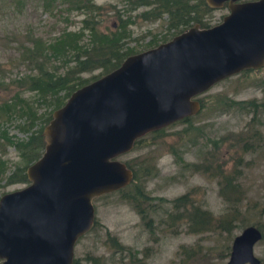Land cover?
Returning <instances> with one entry per match:
<instances>
[{"label":"water","instance_id":"water-1","mask_svg":"<svg viewBox=\"0 0 264 264\" xmlns=\"http://www.w3.org/2000/svg\"><path fill=\"white\" fill-rule=\"evenodd\" d=\"M228 13L126 56L78 87L44 127L45 146L28 183L0 196V264H72L94 224L95 196L124 187L119 157L143 135L198 113L197 96L218 81L264 65V0H205ZM254 225L233 237L225 264H260Z\"/></svg>","mask_w":264,"mask_h":264},{"label":"rangeland","instance_id":"rangeland-1","mask_svg":"<svg viewBox=\"0 0 264 264\" xmlns=\"http://www.w3.org/2000/svg\"><path fill=\"white\" fill-rule=\"evenodd\" d=\"M101 5L100 29L103 31L119 28L122 20L128 19L127 36L123 38L125 49L143 51L159 44L163 38L173 35L168 30L166 15L146 19L141 13L145 6L134 8L132 0H93ZM50 11L42 6V0H0V82L10 84L34 70L27 60H23L22 50L31 47L36 40H48L58 36L62 29H77L82 13L66 9V4L57 1ZM228 13V7L223 5L212 11L208 19L210 26L219 23ZM68 15V20L64 18ZM70 21V22H69ZM172 34V35H171ZM173 37V36H172ZM86 42L85 38L82 39ZM56 64L57 61H54ZM53 64V63H52ZM99 69L82 73L84 78L97 76ZM264 78V68L242 71L215 83L198 98H205L204 109L193 119L194 125L202 128L198 140H190L185 136L186 128L183 123H174L164 127L162 131L144 135L142 146L135 147L119 157L120 160L140 161L143 157L151 158L155 174L144 181L145 191L152 197L150 203L154 211L150 228L145 226L139 214L116 192L101 194L92 199L94 206V224L83 234L74 245L75 264H182L179 247L197 246L206 250L205 259L200 264H225L228 254L226 247L235 235L247 225H260L262 238L253 246V253L264 264V127L260 129V137L255 140L256 150L247 153L244 159L248 161L243 166L240 178L241 188L245 198L239 204L240 216L234 223L230 233L206 232L193 234L186 231L184 220L164 223L166 213L171 210L170 201L193 190L195 202L208 209L213 215L221 214L226 204L218 194L217 179L201 172L194 171L190 163L200 160L205 149L213 150V142L220 143L218 155L234 161L238 153H233L236 134L248 127L252 117L251 111L237 107L214 109L215 97L231 98L234 100H259L261 97V79ZM21 91L23 97H34L23 87L11 85L7 89L0 85V103L15 97ZM212 96V97H207ZM214 96V99H213ZM200 109V108H199ZM40 107L38 111H42ZM19 119L0 118V130L13 140L25 139L28 132L17 127ZM159 131V130H158ZM195 134V131L193 135ZM202 135V137H201ZM259 145H262L259 148ZM175 149L181 156L177 160L170 149ZM0 157L7 160L6 175L13 170L14 164L19 165L20 159L11 145L5 146L3 135L0 133ZM187 164V165H185ZM6 175L0 176V196L6 192L23 187V183L6 184ZM166 222V221H165ZM175 230V232H172ZM115 238L123 250H115L109 237ZM228 249V252H229ZM190 264H193L190 262Z\"/></svg>","mask_w":264,"mask_h":264},{"label":"trees","instance_id":"trees-1","mask_svg":"<svg viewBox=\"0 0 264 264\" xmlns=\"http://www.w3.org/2000/svg\"><path fill=\"white\" fill-rule=\"evenodd\" d=\"M57 1L65 3L66 9L70 12L74 10L83 14L79 27L72 30L64 28L58 36L47 41L36 40L31 47H25L21 53L22 58L32 65L31 69L34 70V73L14 79L7 85L0 82V85H3L5 89L11 85L23 87L34 96L25 98L21 96L22 92L19 91L14 93L15 97L0 103V118L19 119L21 123H17V127L21 131L28 132L25 139L13 141L4 130H0L5 146L11 145L20 159L19 165L14 164L13 170L6 175L7 160L0 157V176L6 175V184H27L29 182L25 171L43 152L45 146L44 127L51 119L52 112L63 105L71 92L113 70L126 56L140 52V50L133 51L131 48L125 49L124 47L122 39L127 36L128 19L122 20L120 18L119 28L103 31L100 29L98 18L101 14V5L95 4L93 0H42V6L46 11H50ZM131 3L134 8L147 7L141 13L145 19L147 17L150 19L160 18L161 15L165 14L168 30L174 31L172 36L193 25L200 28L209 27L208 19L211 17L212 11L216 9L208 6L205 0H132ZM64 19L68 20V15ZM172 36L163 38L162 42L169 40ZM83 38L86 42L82 41ZM156 45L153 44L151 47ZM54 61L57 63L55 64ZM260 68H264V65ZM96 69L101 71L97 76L90 79L82 76V73ZM248 70L257 69H246L243 72ZM260 83L261 97L259 100H234L215 97L213 102L214 109H218L219 103H221L220 106L237 107L252 112L251 120L248 122L249 126L236 134L235 145L232 149L234 150L233 153H238V156L234 157V161L228 163L227 160L222 159L221 155H218L220 143L214 141L212 151L205 149L198 162L189 164L194 171L217 179L218 194L226 204L225 210L219 215H213L208 209L195 202L191 189L170 201L171 210L166 213L164 218V223L168 224V227L172 222L184 220L186 231L189 233L231 232L234 223L240 216L239 204L245 198L239 181L242 176L241 168L248 163L244 156L256 150L257 144L254 141L261 138L259 128L264 127V78L261 79ZM198 97L196 99L199 101V113L201 109H204L206 100ZM40 107H43L42 111H38ZM198 113L175 122L185 124L184 135H191L190 140L197 141L202 131L200 126L193 123V119ZM162 129L156 131L160 132ZM194 131L195 134L193 135ZM143 141L144 135L134 141L132 149L142 146ZM261 146L259 145V148ZM170 151L177 160H181V156L177 154L175 149L171 148ZM124 163L131 170V179L124 187L113 192L118 193L120 198L127 201L140 218L145 220V226L150 228L151 217H149V213L154 209L150 203L152 197L145 191L144 181L155 174L154 164L151 158L146 156L138 162L131 159L124 161ZM261 211H264V208ZM254 226L260 229V225L257 223ZM107 237L115 246V250H123V246L119 245L115 238L110 237L109 234ZM228 249L227 246L225 255L229 253ZM178 253L183 256L182 264H190V262L200 264V261L205 259L206 250L199 245L189 247L181 245ZM72 264H75L74 259Z\"/></svg>","mask_w":264,"mask_h":264},{"label":"flooded vegetation","instance_id":"flooded-vegetation-1","mask_svg":"<svg viewBox=\"0 0 264 264\" xmlns=\"http://www.w3.org/2000/svg\"><path fill=\"white\" fill-rule=\"evenodd\" d=\"M227 4V3H226Z\"/></svg>","mask_w":264,"mask_h":264}]
</instances>
